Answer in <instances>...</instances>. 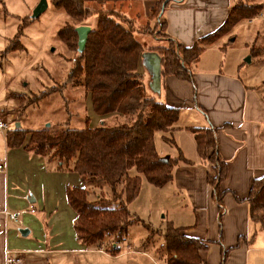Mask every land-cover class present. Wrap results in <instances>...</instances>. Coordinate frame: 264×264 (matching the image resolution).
<instances>
[{
    "label": "rangeland",
    "instance_id": "374dc122",
    "mask_svg": "<svg viewBox=\"0 0 264 264\" xmlns=\"http://www.w3.org/2000/svg\"><path fill=\"white\" fill-rule=\"evenodd\" d=\"M45 1L46 9L34 18V11L41 0H0V117L8 124L4 136L0 134V160L5 164L6 172L3 175L7 177L0 189V196L6 204L5 213L15 217L10 220L5 214L9 222L7 250L17 252L23 259L21 264H166L165 255L159 249L163 243L161 233L165 232L169 223L181 228L179 223L173 224L172 220L184 213L181 196L173 195L167 186L170 182L163 187H155L142 178L137 198L127 205L130 219L135 223L128 228L126 237L116 244L118 251L109 252L110 245L91 249L76 239V215L66 199V189L78 186L86 188L90 202L99 200V192L104 194L105 199H110L107 186L101 183L100 188L103 189H100L99 184L83 183L77 173L59 170L55 160L48 161L47 158L25 151L23 147L9 149V155H6L4 137L12 129H83L87 117L88 127H97L103 121L108 125L113 124L110 119H101L94 114L84 88L68 79L77 54L60 41L58 32L72 21L63 10L55 8L50 0ZM230 3V7L255 5L264 4V0H231ZM87 5L93 9L115 12L120 15L118 20H125L111 2L89 0ZM95 20V17L91 18L87 24L93 26ZM152 21L149 27L141 28L136 33L132 21L124 25L131 29L142 44L146 65L151 50L156 49L154 37L161 38L155 32L158 21ZM214 44L218 47L207 51L201 63L194 65L193 73L204 69L206 61L214 57L218 61L222 56L226 61L222 60L216 67L224 73H231L240 64L244 68L242 74L247 68L251 71L261 68L259 62L264 60V9L259 16L241 21ZM142 68L139 67L137 73L141 76L146 95L152 97L154 90H163L167 77L158 85L148 70ZM262 72L264 74V70ZM190 88L191 83L181 91L182 95L186 92L184 97L187 99L192 94ZM174 91L176 88L171 89V92ZM179 122L174 125V130L178 128ZM162 136L159 132L154 135L159 156L173 159L182 157L180 150H175L173 136L174 145L167 143ZM27 141L28 138L25 144ZM129 174L136 175L135 171ZM111 205L116 206L114 203ZM146 227L153 232L148 243L146 238L151 232ZM255 228H252L246 242L241 241L239 246L225 248L229 249L227 252L214 241L215 238L210 239L207 244L208 264H241L244 260L247 264H264V227L256 223ZM25 231L28 234L24 235ZM245 249H249L247 255H243Z\"/></svg>",
    "mask_w": 264,
    "mask_h": 264
},
{
    "label": "trees",
    "instance_id": "16d2710c",
    "mask_svg": "<svg viewBox=\"0 0 264 264\" xmlns=\"http://www.w3.org/2000/svg\"><path fill=\"white\" fill-rule=\"evenodd\" d=\"M150 1L151 17L158 21L155 32L168 42L167 47L151 50L160 59L161 80L175 77L190 81L191 69L206 47L213 45L241 21L259 16L264 9L262 3L233 5L216 31L186 47L166 33L163 15L172 0ZM50 2L72 21L58 32L60 41L77 54L68 79L84 88L94 114L113 117L110 121L113 124L103 121L91 128L88 127L87 117L83 129H12L5 135V144L8 149L23 147L25 151L48 161L55 160L57 169L77 173L83 183L99 184V188L101 183L107 186L110 199H105L104 194L99 192V200L90 202L86 188L81 186L67 188L66 199L76 215V239L86 248L99 249L110 245L109 252H116L119 249L116 244L126 237L128 228L135 223L130 219L127 205L137 198L142 178L155 187H163L171 182L174 165L184 161L180 156L178 159L169 158L167 163L161 162L154 144L155 133H172L179 110L146 95L141 76L137 73L143 47L131 29L124 26L130 23L128 19L118 20L120 15L115 12L90 8L87 5L89 0ZM94 17V25L89 26L87 21ZM79 26L90 27L82 52H78L75 31ZM191 131L199 157L212 166L214 176H208L207 181L213 187L221 214L219 185L224 179L226 167L217 156L215 133L200 128ZM26 138L28 141L25 144ZM164 140L174 145L171 137H164ZM131 171H135L136 175L131 176ZM105 194L108 195L107 191ZM247 202L250 220L263 226L264 177L252 182ZM146 228L151 232L149 227ZM152 236L153 232L146 238V243ZM161 236L163 243L159 249L165 255L166 264H205L206 242L186 236L183 228H176L172 223Z\"/></svg>",
    "mask_w": 264,
    "mask_h": 264
},
{
    "label": "crops",
    "instance_id": "0c3cea01",
    "mask_svg": "<svg viewBox=\"0 0 264 264\" xmlns=\"http://www.w3.org/2000/svg\"><path fill=\"white\" fill-rule=\"evenodd\" d=\"M101 1L111 2L116 11L132 21L134 33L140 32L141 28L146 29L153 23L150 18L152 7L150 0ZM230 2L231 0L170 2L163 15L167 35L172 40L191 47L224 23ZM154 42L157 44L156 48L167 44V40L155 37ZM216 45L205 48L198 61L199 64L208 50L218 47ZM223 59L222 56L218 61L215 57L206 61L203 64L204 69L197 73L192 72L193 66L190 72L191 82L175 77L163 79L165 81L163 90L159 91V96L152 93V97H158L156 99L161 102L163 99L166 105L179 109L178 128L171 134L162 133L164 137L173 136L175 150L179 149L184 158V161L178 162L174 167L172 181L167 185L173 195L181 196L184 203L181 206L184 213L177 215L172 222L179 223L186 236L201 242L208 244L210 239L215 238L214 241H217L227 252L226 250L229 249L225 248L239 246L241 241L246 242L251 236L252 228L256 229L255 224L250 220L247 197L252 182L264 177V74L262 72L264 60L259 62L261 68L255 71L247 68L245 74H242L244 68L241 64L231 73L217 69V63H222ZM221 66L223 67L224 64ZM139 67L144 66L139 63L138 69ZM166 83H169V86H166ZM190 83L192 94L187 99L184 97L186 92L182 95L181 91ZM172 88H176V92H171ZM194 128L215 133L217 156L226 167L224 179L219 185L222 193L221 214L218 202L214 198L213 187L207 181L208 176H214V172L211 164L198 155L194 134L191 131ZM164 137L162 136V139ZM6 149V155H9V149L7 147ZM6 178V175H0V189L3 188ZM5 207L4 199L0 196V264H5L4 254L8 248L9 222L5 215ZM208 245L204 253L207 254L206 258L203 255L205 264H208ZM248 251L249 249H245L243 255H247ZM241 264L247 262L245 263L244 260Z\"/></svg>",
    "mask_w": 264,
    "mask_h": 264
},
{
    "label": "water",
    "instance_id": "95a60500",
    "mask_svg": "<svg viewBox=\"0 0 264 264\" xmlns=\"http://www.w3.org/2000/svg\"><path fill=\"white\" fill-rule=\"evenodd\" d=\"M165 4H163L164 7ZM47 7L46 1L45 0H41V2L38 4L37 8L34 11V15L33 17L36 18L43 10H45ZM162 7V9H163ZM75 31L77 33V37H78V41H77V46H78V52H82L85 48V44L87 41V37H88V33L90 32V27L88 26H79L77 28H75ZM142 56V64L144 66V68H146L148 70V72L150 73L149 75L152 77V79L154 80V82L156 84H160L161 81V76H160V59L158 57V55H156L155 53L152 52V54L149 55V59H148V66L145 64L144 62V57ZM247 62H250L249 59H247ZM150 66V68H149ZM149 68V69H148ZM153 94L159 96V89L154 90ZM19 124L16 125V127H18ZM169 156H165V157H161L160 161L163 163H167L169 161ZM24 235L28 234L27 231L23 232Z\"/></svg>",
    "mask_w": 264,
    "mask_h": 264
},
{
    "label": "built area",
    "instance_id": "2783aa9c",
    "mask_svg": "<svg viewBox=\"0 0 264 264\" xmlns=\"http://www.w3.org/2000/svg\"><path fill=\"white\" fill-rule=\"evenodd\" d=\"M7 128H8V124L0 117V134L4 135V131ZM4 173H5V164L3 160H0V175ZM7 216L10 220L15 219V217L12 214H9ZM4 257H5V264H21L23 262V259L18 255L17 252L14 251L6 250Z\"/></svg>",
    "mask_w": 264,
    "mask_h": 264
}]
</instances>
